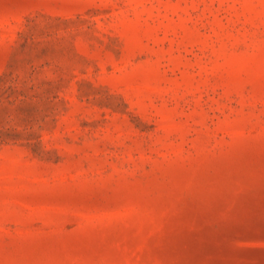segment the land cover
Segmentation results:
<instances>
[{"label":"rangeland","instance_id":"1","mask_svg":"<svg viewBox=\"0 0 264 264\" xmlns=\"http://www.w3.org/2000/svg\"><path fill=\"white\" fill-rule=\"evenodd\" d=\"M0 264H264V0H0Z\"/></svg>","mask_w":264,"mask_h":264}]
</instances>
